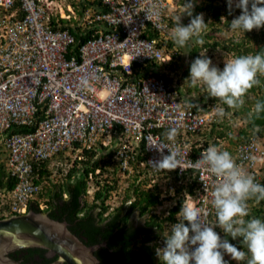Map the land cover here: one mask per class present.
<instances>
[{"label":"clouds","instance_id":"9594fccd","mask_svg":"<svg viewBox=\"0 0 264 264\" xmlns=\"http://www.w3.org/2000/svg\"><path fill=\"white\" fill-rule=\"evenodd\" d=\"M38 1L45 3L47 16L54 28L68 30L74 36V41L68 46L69 56L79 51L80 46L97 30L112 31L107 22L96 19L97 12L109 11L103 0H52L50 4L46 0ZM14 2L10 10L0 11L1 17L15 9H22L24 0ZM170 2L169 8L165 10L166 26L163 30L152 25L159 35L146 36L151 32V23L147 24L141 35L157 40L165 58L154 59L170 81H166L168 77L152 75L164 79L166 85L178 94L180 102L190 108L192 115L200 123L195 128L161 126L153 131L160 134L170 145L176 143L174 146L178 144L181 149L186 146L190 157L198 160L209 173L221 177L220 182L211 188L212 205L215 209V214L211 216L216 223L209 224L202 220L200 209L195 207L196 194L200 187V170L188 165L187 160L186 164H182L181 151H171L174 146L168 149L170 154L162 153L159 160L150 162L153 167L147 162L149 152L144 141L137 148L140 157L130 159L129 163L120 159L117 153L120 148L117 141L119 137H115L116 135L107 144L99 140L93 145H89L88 139L79 137L68 146L49 151L50 153L40 157L36 150L41 146L32 142L30 149L22 148V155H16L8 144V138L14 134L35 133L40 123L48 118L51 104L49 98L35 104L29 122L14 123L0 129V154L6 153L5 160L0 156V161L8 176L15 178L13 187L0 189V219L25 214L30 210L50 214L49 197L53 184L63 183L69 170L76 166V161L87 159L86 152L93 150L96 157L104 155L110 158V162L107 170L99 165L94 173L90 172L87 198L92 201L96 190L107 183L108 191L104 196L107 213L122 206L125 210L128 209L138 185L144 189L159 185L163 189L160 195L162 203L152 207L149 213V216L158 215L163 226L160 237L147 242L153 247L156 261H162L163 264H238L246 260V264H264V219L257 217L255 213V204H264L263 201L260 202L264 200V124L256 121L253 116L254 112H264V101L252 103L250 110L246 109L248 111L242 110L244 108L240 106L243 99H246L244 94L253 85L260 83L263 85L261 89H264V79L257 78L258 73L264 75V54L233 53L234 56L217 64L216 54L206 56L204 52L191 62L188 72L187 42L199 37L207 23L202 13L192 17L187 25L180 22L183 14L192 16L194 0H185L184 9H181L179 0ZM228 4L231 7L233 0H228ZM235 6L242 9V12L231 20L229 31L245 34L253 28L260 30L264 26V0H235ZM181 11L183 13L179 15ZM85 35L89 36L83 39ZM170 38L175 44L161 43L163 39ZM199 42L203 43V40ZM152 60L148 59L145 64L133 62V67L136 72L147 75L145 67ZM181 63L186 66L180 67ZM166 69L175 70V74L167 72ZM206 96L218 98L219 101L205 106L203 101ZM255 96L256 94H251L250 98L254 99ZM25 127L33 128L24 130ZM20 161L30 162L32 165L25 169ZM43 163H48L51 171L49 175L43 176L39 173ZM77 166L81 167V162ZM82 174L83 168H79L74 179ZM183 174L188 175L187 179H182ZM170 176L174 178L173 183L176 177L188 185L195 183V193L184 189L177 194L175 186H169ZM24 184L32 185L37 190L26 201H20L14 193ZM91 188L95 190L92 191ZM64 196L67 197L68 194L64 193ZM179 196H183L185 201L177 213L179 221L176 222L168 216L176 203L175 198ZM215 225L222 229L224 239L214 230ZM227 235L233 239L242 237L246 251L230 243ZM160 241H164L162 248L159 247ZM224 253H228L227 260L224 259Z\"/></svg>","mask_w":264,"mask_h":264},{"label":"built area","instance_id":"2783aa9c","mask_svg":"<svg viewBox=\"0 0 264 264\" xmlns=\"http://www.w3.org/2000/svg\"><path fill=\"white\" fill-rule=\"evenodd\" d=\"M14 1L0 0V11L10 10ZM51 1L46 0L47 4ZM103 3L109 11L97 12L96 19L107 22L112 31L97 30L71 56L68 46L74 36L68 30L54 28L44 2L24 0L22 9L0 16V129L29 122L35 104L51 100L48 118L35 133L8 138L16 155H22V148L30 149L32 142L41 146L36 150L40 157L79 137L93 145L99 140L107 144L116 135L120 159L129 163L130 159L140 157L137 148L144 141L149 152L147 162L152 166L150 162L159 160L162 153L170 154L169 148L176 144L164 141L153 131L156 127L188 129L199 125L200 121L164 79L143 75L133 67V62L145 64L148 59L165 58L157 40L141 33L148 23L163 30L170 0ZM177 150L181 151L182 164L188 162L200 170L195 207L200 209L202 220L215 224L211 188L221 177L209 173L190 157L186 146L181 149L177 144L171 151ZM20 163L25 169L32 165ZM36 190L24 184L14 195L26 201ZM214 230L224 239L218 225ZM163 246L164 241H160L159 247ZM227 258L228 253H224V259Z\"/></svg>","mask_w":264,"mask_h":264},{"label":"trees","instance_id":"16d2710c","mask_svg":"<svg viewBox=\"0 0 264 264\" xmlns=\"http://www.w3.org/2000/svg\"><path fill=\"white\" fill-rule=\"evenodd\" d=\"M179 2L181 5L185 4V0H179ZM98 3L102 5L100 1H98ZM194 3L192 16L183 14L180 22L187 25L190 23L192 17L200 14L201 11L199 10H204L206 12L204 21L207 23V27L200 33L199 37H194L187 42L186 48L189 55L188 72L190 71L191 62L204 52H206V56H215L220 49L232 50L233 48H237L236 55L250 54V52L254 54L257 52L264 54V26H261L260 30L253 28L245 32V34L242 32L239 34L233 33V35L237 37H233L228 41L216 37L214 35V29H210L212 27H217V29H219V22L222 20L223 16L227 18L225 24L229 25L233 18L241 14L242 9L236 7L234 1L231 7L228 4V0H194ZM181 12L179 15H181ZM150 28V34H146V36L156 37L159 35L152 24H150ZM88 36L89 35H85L83 39H86ZM201 39L203 43L199 42ZM161 43L169 45L175 44L171 38L168 40L163 39ZM255 44H257V46H255ZM232 45L233 47L231 49L230 46ZM159 66L160 64L153 59L149 65L145 67L146 74L168 77L165 72L161 71V67ZM257 78L263 80L264 75L258 73ZM166 81L169 82L170 78H166ZM262 86L263 85L260 83H257L244 94L246 99H243V103L240 105L244 108L242 110L248 111L252 103H256L258 100L264 101V89H261L263 88ZM251 94H256L254 99L250 98ZM217 101H219L218 98L206 96L203 102L205 106H209ZM227 107L229 108V106ZM253 116L256 121L264 124V112L259 114L254 112ZM32 128L33 127H25L23 129L31 130ZM0 147H2L1 144ZM86 154L88 156L87 159L76 161V166L69 170L63 183L53 184V189L49 197L50 215L61 220H68L70 228L88 244L106 242L105 245L103 244L95 251L100 258V264H163L162 261L155 260L153 247L147 244L148 241L160 237L163 230V226L159 221V216L156 214L149 216L151 208L158 203H162L163 200L160 195L163 189L159 185L151 189H144L138 185L134 199L128 209L125 210L124 206H122L107 213L108 207L105 205L104 196L105 192L108 191L107 186L109 185L106 183L104 186H100V188L96 190L92 201L87 198V189L90 172L94 173L99 165L102 166L103 170H107L110 158H106L104 155L96 157L93 150H88ZM79 162L82 164L81 167L77 166ZM79 168H83V174L74 179ZM39 173L43 176L51 173L48 168V163H43V168ZM187 176L188 175L183 174L182 179H187ZM173 179L174 178L171 176L169 177V186H175V192L177 194H180L184 189H187L192 194L195 193V183L188 185L178 177H176L173 183ZM14 184L15 178L8 176L2 161H0V189L13 187ZM64 193H67L68 196L65 197ZM175 200L176 203L170 209L168 218L178 222L179 218L177 213L182 208L185 198L179 196L175 198ZM250 200L252 201V199ZM262 201L264 203V200L260 202ZM33 206L35 207V205ZM255 209L257 217L264 219V204L262 205L258 202L255 204ZM227 236L230 243L234 244L238 249L243 248V250L246 251L245 245L242 242V237L233 239L231 236ZM25 250H29L25 259L30 263H37L41 260V258L36 259L35 256L37 254L44 258L42 261L43 263L55 259L46 258L44 256V250L40 248H28ZM12 255L14 256L16 253H12ZM238 264H246V260H242Z\"/></svg>","mask_w":264,"mask_h":264},{"label":"water","instance_id":"95a60500","mask_svg":"<svg viewBox=\"0 0 264 264\" xmlns=\"http://www.w3.org/2000/svg\"><path fill=\"white\" fill-rule=\"evenodd\" d=\"M103 244H87L66 220L48 213L30 210L0 219V264H32L12 255L28 248L46 249L55 258L44 264H99L95 251Z\"/></svg>","mask_w":264,"mask_h":264},{"label":"rangeland","instance_id":"374dc122","mask_svg":"<svg viewBox=\"0 0 264 264\" xmlns=\"http://www.w3.org/2000/svg\"><path fill=\"white\" fill-rule=\"evenodd\" d=\"M233 1L235 2V0H233ZM181 9H184V5L181 6ZM193 11H194V8H193ZM199 11H201L200 13L203 14V18H204L206 16V12L204 10H199ZM182 13L183 12H181V14ZM225 22H227V18L223 16L222 20L219 22L220 23V28L217 29V27H212L210 29H214V35L216 37H220L222 39H225L226 41H228L229 39H231L233 37L236 38L237 36H234L233 32L228 30L229 29V25L225 24ZM255 46H257V44H255ZM232 47H233V45L230 46L231 49H232ZM236 52H237V48H233L232 50H230V49H220L219 52L216 53V55H217V57L215 58L216 63L218 64V63H221V62L225 61L228 58H231L232 56H234L233 53H236ZM179 66L184 68L186 65L184 63H181ZM178 70H180V69H178ZM166 71L167 72H172L173 74H175V70L166 69ZM0 156H1L2 159L5 160L6 153L3 152V153L0 154ZM91 190L94 191L95 189L91 188ZM90 197H92V196H90ZM115 203H117V202H114V204Z\"/></svg>","mask_w":264,"mask_h":264},{"label":"flooded vegetation","instance_id":"af4514ba","mask_svg":"<svg viewBox=\"0 0 264 264\" xmlns=\"http://www.w3.org/2000/svg\"><path fill=\"white\" fill-rule=\"evenodd\" d=\"M44 250V256L46 257V258H50L49 256H48V254L46 253V249H43ZM29 253V250H23V251H21V252H17L16 253V256L19 258V259H21V260H23L24 262H27V261H25L26 259H25V257L27 256L26 254H28ZM36 257V259H40L41 258V260L39 261V262H37V263H32V264H44L42 261H43V259L44 258H42L41 256H39L38 254L35 256ZM25 259V260H24ZM100 264V263H99Z\"/></svg>","mask_w":264,"mask_h":264}]
</instances>
